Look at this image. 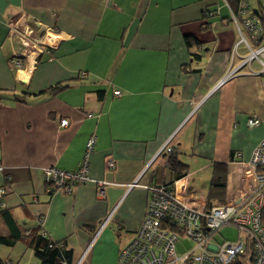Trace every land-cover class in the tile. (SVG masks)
I'll return each mask as SVG.
<instances>
[{
  "label": "crops",
  "instance_id": "0c3cea01",
  "mask_svg": "<svg viewBox=\"0 0 264 264\" xmlns=\"http://www.w3.org/2000/svg\"><path fill=\"white\" fill-rule=\"evenodd\" d=\"M249 10L264 12V0H249ZM51 32L60 44L49 61L34 41ZM186 36L200 45L188 48ZM242 36L224 0H0V188H10L0 212L27 233L41 218V233L64 243L70 264H116L146 214V187L176 181L171 155L192 188L237 152L248 161L264 138L260 63L218 86L248 54ZM25 43L35 52L16 69ZM54 86L62 88L46 91ZM251 116L258 126H247ZM91 137L89 177L107 183L104 195L93 183L48 193L43 170L76 171ZM0 259L39 264L24 242L0 246Z\"/></svg>",
  "mask_w": 264,
  "mask_h": 264
},
{
  "label": "built area",
  "instance_id": "2783aa9c",
  "mask_svg": "<svg viewBox=\"0 0 264 264\" xmlns=\"http://www.w3.org/2000/svg\"><path fill=\"white\" fill-rule=\"evenodd\" d=\"M248 1L239 0L241 14L246 12ZM232 19L238 24L234 15ZM241 30L246 32L247 37L242 36L240 43L245 45L248 54L240 65L225 75L218 86L251 61L257 60L261 65L258 75L264 94V43L257 41L261 32L258 20L245 19ZM8 35L10 39H20L21 45L26 42L23 33L13 28H9ZM34 44L40 47V52L46 50L49 61H52L56 57L60 38L57 33L51 32L49 36L35 40ZM21 48L12 59L16 69L22 68L24 60L31 59L35 52L26 43ZM114 96L119 97L120 92L114 91ZM246 124L253 128L260 121L251 116ZM67 125V120L60 121L61 127ZM94 142V138L88 139L84 158L76 171L68 172L55 167L43 170L48 193L71 195L76 187L93 183L97 186L98 194L104 195L103 187L107 183L89 177L88 156ZM164 151L169 153L171 148L166 146ZM241 159V154L237 152L227 165L226 191L221 204L208 205L207 195L193 191L185 177L170 185L146 187L149 194L146 214L133 239L119 251L116 264H237L247 250L251 253V264H264V138L253 149L248 161ZM106 167L108 171H113L115 161L109 158ZM9 192L10 188H0V197ZM110 218L111 215L106 222ZM38 224L41 226V218H38ZM225 226L242 231L244 240L240 237L235 241L217 243L214 237ZM184 238L191 240L195 246L177 256L175 246Z\"/></svg>",
  "mask_w": 264,
  "mask_h": 264
},
{
  "label": "trees",
  "instance_id": "16d2710c",
  "mask_svg": "<svg viewBox=\"0 0 264 264\" xmlns=\"http://www.w3.org/2000/svg\"><path fill=\"white\" fill-rule=\"evenodd\" d=\"M228 7L232 11V15L236 17V20L240 26L247 18L257 19L261 32L258 38V43H262L264 39V12L259 11L255 14L249 10V1L247 10L241 14L239 12V0H224ZM230 1V2H229ZM205 17H213V13L207 11ZM246 33V32H245ZM184 41L188 48L193 46H199L200 43L192 38L186 36ZM62 87L54 86L47 89V92L54 93L60 90ZM168 166L170 170L175 174L176 180L185 177L187 173V167L180 162L175 155H171L168 160ZM228 167L227 164L215 163L212 168V175L210 184L207 191L208 205L221 204L224 201L226 191V179H227ZM0 218L4 226L0 225V246L13 248L17 243L24 242L26 247L31 249L34 257L38 260L39 264H70L71 255L69 251L65 250L63 242H53L48 240L40 231V226L37 229L31 230L28 233L20 229L15 221L12 219L8 211H1ZM0 264H6L0 259ZM237 264H251V253L246 251L245 255L238 259Z\"/></svg>",
  "mask_w": 264,
  "mask_h": 264
},
{
  "label": "rangeland",
  "instance_id": "374dc122",
  "mask_svg": "<svg viewBox=\"0 0 264 264\" xmlns=\"http://www.w3.org/2000/svg\"><path fill=\"white\" fill-rule=\"evenodd\" d=\"M212 171L207 170L202 174V176L198 177L195 181L193 180L192 183V190L201 192L204 195H207L208 187L210 184ZM245 238L242 231L239 229L232 227V226H225L222 227L215 235L214 239L217 241V243L221 244L226 241H235L238 238ZM244 240V239H243ZM194 243L189 239H181L175 246V252L177 256H181L186 252H189L194 248ZM26 259V256L24 257ZM37 260V259H35ZM84 258H82L79 262L81 264L83 262ZM24 262V261H22Z\"/></svg>",
  "mask_w": 264,
  "mask_h": 264
}]
</instances>
